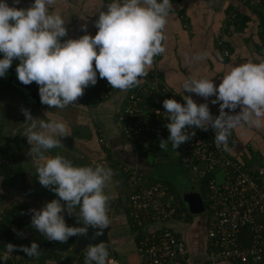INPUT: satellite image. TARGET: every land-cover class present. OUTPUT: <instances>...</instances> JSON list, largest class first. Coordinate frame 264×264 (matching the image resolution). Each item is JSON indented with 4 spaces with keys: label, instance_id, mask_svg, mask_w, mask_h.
<instances>
[{
    "label": "clouds",
    "instance_id": "clouds-1",
    "mask_svg": "<svg viewBox=\"0 0 264 264\" xmlns=\"http://www.w3.org/2000/svg\"><path fill=\"white\" fill-rule=\"evenodd\" d=\"M19 2L13 0V6H9L6 0H0V77L18 59V80L24 85L37 83L40 101L49 108L62 110L74 104L86 87L97 83V73L112 89L128 91L137 87L148 76L154 58L166 51L162 42L167 40L165 27L173 11L171 0H112L107 11L98 10L95 36L84 34L63 42L66 22L59 13L49 11L55 0H34L27 8L16 7ZM81 27L86 32L87 25ZM206 57L207 53L201 52L190 59L199 62ZM182 87L185 93H195L205 100L216 96L211 102L219 104V115L214 117L207 103L197 104L190 95L182 97L186 102L183 105L175 99H165L170 135L159 141L161 151H167L169 142L178 149L195 135L188 131L195 127L214 130L215 147L223 146L228 152L234 129L264 127V61L249 60L232 67L218 87L212 79L191 77L183 81ZM21 111L26 125L22 136L27 138L29 152L38 161V182L58 196L40 210H28L32 214L31 227L48 241L62 244L70 237L87 236L88 226L101 230L95 236L102 235L110 224V197L104 188L112 180L113 170L100 164L74 166L62 155L48 156V150L60 147V138L68 136L66 123L54 119L37 122L29 110ZM65 211L84 226H68ZM5 248L3 260L17 246L9 243ZM19 250L28 257L41 255L35 241L30 247L19 246ZM108 257V244H89L84 264H108Z\"/></svg>",
    "mask_w": 264,
    "mask_h": 264
},
{
    "label": "crops",
    "instance_id": "crops-1",
    "mask_svg": "<svg viewBox=\"0 0 264 264\" xmlns=\"http://www.w3.org/2000/svg\"><path fill=\"white\" fill-rule=\"evenodd\" d=\"M6 2L9 6H13V0H6ZM111 2L112 0H55V3L49 6V11L59 13L66 22L67 35L61 38L62 42L67 39H78L84 34L95 36L98 31L95 27V21L98 19L99 11H107V4ZM33 3L34 0H20L19 4L15 6L27 8ZM171 3L173 11L169 14L165 27L167 40L162 42L166 51L154 58L148 76L142 78L140 84L157 72L164 83L174 90L184 103L186 102L182 97L190 95L197 104L207 103L211 114L214 117L218 116L219 104L211 102L216 99V96L205 100V98L195 93H185L182 87L183 81L190 77L208 78L212 79L214 85L218 87L224 74L230 71L232 67L249 60L254 63L264 61V20L261 15L264 0H171ZM85 24L87 25L86 32L81 27ZM201 52L207 53L204 60L197 62L190 59ZM2 58L3 54L0 53V59ZM19 63L18 59H14L5 76L11 72L16 73V67ZM0 81L2 84H6L20 92L18 100L14 103L7 95L0 93L1 161L9 160V157L15 155L13 153L11 156H4L2 147L4 150L13 149L12 151L16 152L18 145L25 141L27 144L25 150L27 158L23 162V168L25 162H29L36 170L35 165L37 162L35 163L30 156V145L27 138L22 136L26 125L24 124L25 116L22 114L21 109L29 110L31 115L37 119V122L40 119L45 121L54 119L66 123L68 136L75 139L74 148L71 150L61 145L54 148V152L51 150H48V152L51 157H54L57 153L59 155H62L61 153L66 155L68 152L77 154L80 157L74 159L62 155L72 161L74 166L95 167L100 164L106 168H111V164L107 160L108 155L111 154L113 163L118 164L121 169L122 166L137 168L150 177L155 164L153 159L160 157L161 162L164 161L163 156L165 155L155 156L156 154L149 150L150 142H134L126 138L118 124V112L125 103L127 95L135 87L128 91H120L112 89L107 80L102 79L104 85L110 89L108 96H102L105 97L103 101L92 104L88 97L89 90L85 89L84 95L78 98L74 104L61 110L49 108L44 104L32 103L28 100L24 90L15 87L2 77H0ZM225 111L229 110L225 109ZM239 111L240 109L237 108L236 112ZM230 114L233 113L230 112ZM209 130L215 137L214 130L211 128ZM100 138L107 139L110 148L102 144ZM228 146L231 149L227 152L230 157L240 158L251 167L264 168L261 165L254 164L263 163L264 127L257 129L245 126L234 129L229 138ZM253 160L257 162H253ZM7 168L11 167L7 166ZM113 173L112 180L105 186L104 192L111 199L117 198L121 193L123 194L121 197L125 200L132 192L131 185L127 179L126 182H122L125 186H122V190H120L118 185L121 182L116 179L115 172ZM36 180V186L33 188L24 173L23 177L15 178L14 183L10 184L6 182L5 176L0 172V194L2 195L0 213L10 209L17 203L26 204L29 209L40 210L47 202L58 199L54 192L38 182V178ZM61 203L64 204L63 201ZM116 209V206L112 207L111 211ZM28 210H26L27 214H31ZM108 210L110 209L108 208ZM63 215L66 223L73 222L75 218V215H68L67 211ZM118 216H121L120 219L114 220L112 218L110 224L112 225V231L116 230V235L121 237L114 240L115 243L111 250L116 255L118 250L127 253V256H123L127 264H141L137 252V233L133 230L126 214L120 213ZM185 222L182 224L171 222L170 225L175 229L177 228L176 231L178 232V228H181L185 234H190V237H186V242L194 257L204 256L208 252V248L207 238L203 240L199 232L202 223L200 222L199 226L190 227L189 224L185 227ZM31 236V232L25 230L21 238L29 242ZM18 250L19 248L15 251L18 253ZM62 254H66V259L62 258ZM58 256V262L62 264L75 263L71 251L59 253ZM18 257H21L20 254H18ZM58 262L53 261L50 264H58ZM218 264L236 263L222 261Z\"/></svg>",
    "mask_w": 264,
    "mask_h": 264
},
{
    "label": "built area",
    "instance_id": "built-area-1",
    "mask_svg": "<svg viewBox=\"0 0 264 264\" xmlns=\"http://www.w3.org/2000/svg\"><path fill=\"white\" fill-rule=\"evenodd\" d=\"M165 99L185 104L155 72L127 95L120 108L117 120L123 135L134 142L167 140L170 132L166 125L170 121L163 107ZM188 131H194L195 135L178 149L171 142L168 145L175 155L182 154V167L197 177L195 184L205 204L208 252L194 257L185 232H178L170 225L184 223L187 214L168 196L166 187L154 183L137 168L122 166L132 188L126 199L129 219L134 225L146 228V234L137 243L141 264H218L222 261L264 264V168L251 167L240 158L230 157L223 146L217 149L209 129L193 127ZM100 142L110 148L107 139L100 138ZM0 162L6 166L12 163ZM204 187L205 196L201 193ZM24 213L21 209L14 215ZM8 226L9 223L0 219V264H22L17 251L7 253V260L2 259L6 254L3 242ZM87 247L74 257V264H84ZM108 251V264H121L111 248Z\"/></svg>",
    "mask_w": 264,
    "mask_h": 264
},
{
    "label": "trees",
    "instance_id": "trees-1",
    "mask_svg": "<svg viewBox=\"0 0 264 264\" xmlns=\"http://www.w3.org/2000/svg\"><path fill=\"white\" fill-rule=\"evenodd\" d=\"M263 20H264V14L261 13ZM93 66L95 67L94 63ZM85 89L89 90V100L92 104H97L99 101H103L105 97H102L104 95L108 96L110 89L106 87L102 81L101 78H99V74L97 73V83L93 85H89ZM123 106V105H122ZM161 140V139H160ZM160 140H153L150 142L149 150L154 152L156 155H166L169 152V147L167 151H161L159 148V141ZM27 144L26 142H21L16 151V159L15 164L11 168H7V166L0 162V172L5 176L6 182L12 184L14 183L15 178L17 177H23L24 175V168H23V162L26 160V150ZM58 154V153H57ZM56 154V155H57ZM107 160L111 164V169L113 172H115L116 179L119 182H126L128 177L122 172V169L120 166L116 163H113V159L111 154L108 155ZM113 163V164H112ZM173 164V163H172ZM209 178L203 181V183H207ZM163 184H165V187L167 189L168 196H175V188L173 187V184L171 181H166ZM201 193L203 196H205L206 190L205 187L201 190ZM2 195L0 194V200ZM176 197V196H175ZM2 201V200H1ZM116 206V213H124L127 215L129 219V209L127 207L126 199L124 200L121 196H118L115 199H111L108 202V208L111 209L112 207ZM24 209L25 213L22 215H14L17 211ZM29 209V206L26 204H20L17 203L16 205H13L10 209L6 211H2L0 213V219H2L5 223H9L8 228L4 231V247L11 243L13 245H16L17 248L19 246H31V243L33 241L37 242L39 244L41 255L38 258L35 257H28L24 252L18 250V254H20V260L23 262V264H50L53 263V261L58 262V254L65 252V251H71L75 249L76 246V238L70 237L67 243H59L56 241H48L45 236H43L41 233H39L36 229L31 227V215L27 214L26 210ZM13 217L12 220H10V217ZM78 222L77 218L75 217L73 222L66 223L68 226H72L73 223ZM129 223L132 225L133 230L137 233V238L144 236L146 233V228L138 225H134L133 221L129 219ZM31 232V240L28 242L26 239H22L21 235H18V233H23L24 231ZM58 264H62L58 262Z\"/></svg>",
    "mask_w": 264,
    "mask_h": 264
},
{
    "label": "rangeland",
    "instance_id": "rangeland-1",
    "mask_svg": "<svg viewBox=\"0 0 264 264\" xmlns=\"http://www.w3.org/2000/svg\"><path fill=\"white\" fill-rule=\"evenodd\" d=\"M0 93L4 94L5 96L7 95L8 98L13 103L18 100V95H20V92L18 90H15L14 88H10V86H8L6 84H2L1 81H0ZM0 108H1V106H0ZM168 147H170V146L168 145ZM2 150L4 151V154H5L4 156H6V155L11 156V154L15 153V155L13 157L12 156L9 157L11 159V160L10 159L9 160L12 161V163L9 166L12 167L16 163L13 160L16 159L17 153L15 151L13 152L12 151L13 149H5L4 150V148L2 147ZM50 150L52 152H54L53 151L54 148L50 149ZM170 151L171 152H168L165 156H163V160L167 161V162H164V161L161 162L162 159H160V157H158L157 159L152 158L153 163H155V164L153 165V170H152V173H151L149 178L152 179L153 182L156 184H163L166 181H171V183L173 184V187L175 188V191H174L175 194L174 195L176 196L175 197L172 195V197L177 201L179 206L187 214V216L185 217V220H186L185 227H187L189 224H190V227L191 226H197V225L199 226L200 222L204 223L207 226L206 213H202V214L192 213L191 212V204L183 195V192L185 193V189L188 187H191V188L195 189L197 192H199L197 187H196V184H195L197 177L195 174L188 172V169H186L185 167L184 168L182 167L181 161H180V157L182 154L175 155L174 152H172L173 151L172 148L170 149ZM61 154L64 155L65 157L67 156L68 158L70 157L72 159L80 157L77 154H73L71 152H68L66 155L64 153H61ZM155 156H159V155H155ZM262 161H263V163H254V164L261 165L264 167V159ZM253 162H257V161L253 160ZM25 163L26 164H24V173L27 176L28 181L30 182L31 186L33 188H35L36 183H37L36 170H35L34 166L31 165L29 162L28 163L25 162ZM77 163H78V161H77ZM163 185L165 186V184H163ZM118 186H119V189L122 190V186H125V185L121 182ZM122 195L123 194H121V193L119 194V196H122ZM113 199H115V198H113ZM110 200H111V198H110ZM119 214L120 213H116V211H111V209L108 210V217H109L110 222H111L112 218L114 220L120 219L119 217H121V216H118ZM114 229H115V226H114ZM115 231L116 230H113L110 233V237L112 240V246L115 243L114 240L121 237L120 235H116L117 231L116 232ZM73 255L75 258L77 257V254L74 253V250H73ZM123 256H127V253H125L124 251L118 250L117 257H118L119 261L121 262V264H127V262L124 261ZM62 258L66 259V254L65 255L62 254Z\"/></svg>",
    "mask_w": 264,
    "mask_h": 264
},
{
    "label": "water",
    "instance_id": "water-1",
    "mask_svg": "<svg viewBox=\"0 0 264 264\" xmlns=\"http://www.w3.org/2000/svg\"><path fill=\"white\" fill-rule=\"evenodd\" d=\"M2 79L7 80L9 83L13 84L15 87L22 89L25 91L28 100L32 103H36L41 105L40 96H39V85L35 82H32L30 85H24L21 83L17 78V73L11 72L9 75L3 76ZM61 145L65 148L73 149L75 139L72 136L61 137ZM31 148V145H30ZM29 148V150H30ZM48 156L51 154L48 152ZM31 158L36 163L38 162L36 158L30 153ZM42 162V161H40ZM184 197L190 202L191 204V212L201 214L205 210V204L203 198L199 192L195 189L188 187L185 189V193L183 192ZM79 222H75L72 224L71 227H83ZM97 231H101L100 229L93 228L92 226H88L87 236H75L76 238V246L74 249L75 254L81 253L89 244H98L104 242L108 244V249L112 248V240L110 237V233L112 231V225L102 230V235L95 236Z\"/></svg>",
    "mask_w": 264,
    "mask_h": 264
},
{
    "label": "flooded vegetation",
    "instance_id": "flooded-vegetation-1",
    "mask_svg": "<svg viewBox=\"0 0 264 264\" xmlns=\"http://www.w3.org/2000/svg\"><path fill=\"white\" fill-rule=\"evenodd\" d=\"M177 229V228H176ZM178 230L179 231H182V229L181 228H178ZM206 230H207V228H206V225L204 224V223H202L201 224V227H199V232L201 233V237H202V239L204 240V239H206ZM187 235V237L189 236L190 237V234H188V233H186Z\"/></svg>",
    "mask_w": 264,
    "mask_h": 264
}]
</instances>
